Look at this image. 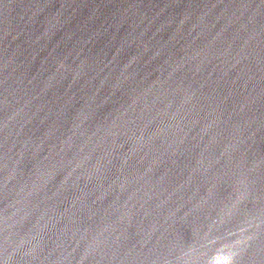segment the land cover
Returning a JSON list of instances; mask_svg holds the SVG:
<instances>
[{
    "label": "water",
    "instance_id": "obj_1",
    "mask_svg": "<svg viewBox=\"0 0 264 264\" xmlns=\"http://www.w3.org/2000/svg\"><path fill=\"white\" fill-rule=\"evenodd\" d=\"M0 264H264V0H0Z\"/></svg>",
    "mask_w": 264,
    "mask_h": 264
}]
</instances>
